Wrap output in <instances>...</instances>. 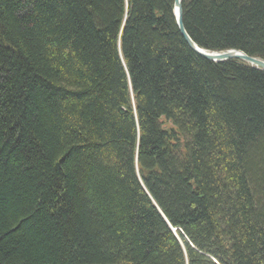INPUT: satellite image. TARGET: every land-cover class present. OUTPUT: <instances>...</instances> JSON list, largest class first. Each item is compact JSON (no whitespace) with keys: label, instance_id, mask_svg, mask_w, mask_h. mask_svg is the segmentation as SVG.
<instances>
[{"label":"trees","instance_id":"trees-1","mask_svg":"<svg viewBox=\"0 0 264 264\" xmlns=\"http://www.w3.org/2000/svg\"><path fill=\"white\" fill-rule=\"evenodd\" d=\"M183 20L264 58V0ZM0 264H264V70L174 0H0Z\"/></svg>","mask_w":264,"mask_h":264},{"label":"water","instance_id":"water-1","mask_svg":"<svg viewBox=\"0 0 264 264\" xmlns=\"http://www.w3.org/2000/svg\"><path fill=\"white\" fill-rule=\"evenodd\" d=\"M174 11L177 25L189 46L202 57L213 62L239 60L251 67L264 70V58L252 56L239 49L209 50L198 45L188 33L183 20V0H174Z\"/></svg>","mask_w":264,"mask_h":264},{"label":"bare ground","instance_id":"bare-ground-1","mask_svg":"<svg viewBox=\"0 0 264 264\" xmlns=\"http://www.w3.org/2000/svg\"><path fill=\"white\" fill-rule=\"evenodd\" d=\"M174 13H175V11H174ZM176 17V16H175Z\"/></svg>","mask_w":264,"mask_h":264}]
</instances>
